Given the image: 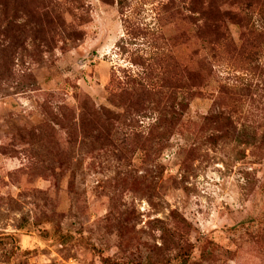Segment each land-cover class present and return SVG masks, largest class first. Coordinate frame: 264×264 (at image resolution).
<instances>
[{
    "label": "rangeland",
    "instance_id": "rangeland-1",
    "mask_svg": "<svg viewBox=\"0 0 264 264\" xmlns=\"http://www.w3.org/2000/svg\"><path fill=\"white\" fill-rule=\"evenodd\" d=\"M118 1L0 0V264H264V0Z\"/></svg>",
    "mask_w": 264,
    "mask_h": 264
},
{
    "label": "trees",
    "instance_id": "trees-1",
    "mask_svg": "<svg viewBox=\"0 0 264 264\" xmlns=\"http://www.w3.org/2000/svg\"><path fill=\"white\" fill-rule=\"evenodd\" d=\"M188 1H189V3L191 5L203 4V3H201V0H188ZM180 2H183V1L180 0ZM183 3H185V2H183ZM124 4H125V2H122L121 0H119L117 2V5L120 8V10H123ZM202 8H203V5H202ZM187 11L189 13H192L193 15L196 14V15H203L204 16V14H206L205 11H207V8L202 9V12H198V11H194V10H187ZM121 12H123V11H121ZM258 12H259L258 13L259 18L264 22V9H262L261 11H258ZM212 15L213 16H212V19H211V28H212L213 35H216L218 33V30L220 29V26H219L220 17L229 16V14L228 15L223 14L221 16L220 12L216 10V11H213Z\"/></svg>",
    "mask_w": 264,
    "mask_h": 264
}]
</instances>
